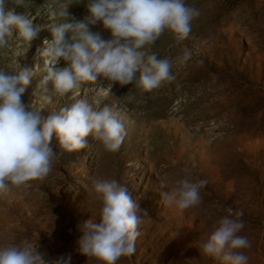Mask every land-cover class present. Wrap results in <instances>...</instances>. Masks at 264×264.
<instances>
[{"label": "rangeland", "instance_id": "374dc122", "mask_svg": "<svg viewBox=\"0 0 264 264\" xmlns=\"http://www.w3.org/2000/svg\"><path fill=\"white\" fill-rule=\"evenodd\" d=\"M60 2L23 0L17 7L8 0V7L28 15L41 31L29 45L14 30L8 46L0 48V68L14 72L18 64L35 73L22 100L42 118L78 99L93 108L99 100L101 108L120 109L127 135L118 151H107L89 136L84 149L67 152L54 133L50 144L60 156L50 174L0 195V246L27 240L46 261L70 256V264H101L80 253L78 226L90 219L99 223L92 179H116L127 186L143 218L136 251L117 264H220L199 249L229 208L244 213L240 235L251 243L242 250L248 264H264V0H185L200 12L189 38L178 40L166 30L143 49L146 56L170 59L175 76L150 93L114 83L110 93L97 97L109 85L98 75L78 95H54L44 104L38 99V84L47 74L41 51L44 40L53 39L47 26L65 22L57 15ZM62 3L69 22L88 14L87 0ZM90 30L111 38L102 23ZM185 49L193 55L181 63L177 57ZM69 63L61 58L56 67ZM188 173L193 181L208 182L200 190L201 204L186 210L161 204L160 192Z\"/></svg>", "mask_w": 264, "mask_h": 264}, {"label": "clouds", "instance_id": "9594fccd", "mask_svg": "<svg viewBox=\"0 0 264 264\" xmlns=\"http://www.w3.org/2000/svg\"><path fill=\"white\" fill-rule=\"evenodd\" d=\"M15 5L22 7L23 0H15ZM67 9L61 0L57 15L65 22L49 24L47 30L53 39L43 42L41 55L47 74L38 84V99L44 104H51L54 95L70 92L78 95L81 85L94 83L98 75H103L109 85L96 91L97 97L110 93L114 83L133 84L141 92L150 93L165 81L175 80L170 59H161L155 53L146 56L143 49L155 44L166 30L178 40L189 38L192 21L200 15L185 0H87L88 14L83 20L72 22ZM98 23L110 31V39L90 30V26ZM14 30L18 31L17 39L30 45L41 28L28 15L8 7V0H0V48L8 46ZM192 55L191 49H185L177 60L184 63ZM61 58L70 62L68 67H56ZM34 75L31 69H22L18 64L14 72L0 68V195L7 194L11 186L43 180L50 174L60 156L50 144L54 133L67 152L84 149L89 136L107 151H118L127 135L120 109L116 105L101 108L99 100L93 108L87 99H78L42 118L40 110L22 100ZM132 99L135 97L130 96L129 100ZM207 183L204 179L193 181L188 173L174 188L160 192L161 204L179 210L196 207L202 200L200 190ZM92 187L101 205L99 223L90 219L78 226L79 251L101 264H117L121 257L136 251L135 242L143 222L139 205L127 186L116 179L93 178ZM243 215L242 210L229 208L199 250L220 264H248L249 257L242 250L250 248L251 243L240 235L245 227ZM70 261V256L46 261L27 240L20 245L0 246V264H70Z\"/></svg>", "mask_w": 264, "mask_h": 264}]
</instances>
